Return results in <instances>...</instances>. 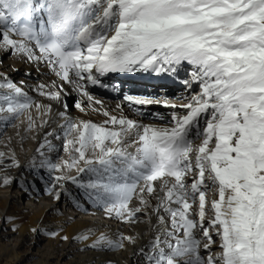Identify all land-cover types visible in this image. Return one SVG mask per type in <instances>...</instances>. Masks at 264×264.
I'll use <instances>...</instances> for the list:
<instances>
[{
  "label": "snow or ice",
  "instance_id": "1",
  "mask_svg": "<svg viewBox=\"0 0 264 264\" xmlns=\"http://www.w3.org/2000/svg\"><path fill=\"white\" fill-rule=\"evenodd\" d=\"M0 53L61 81L34 86L45 104L0 71V124L27 113L26 131H40L53 104L63 108L62 134H43L39 159L22 164L0 151V167H26L57 201L75 185L122 223L155 216L154 236L140 250L145 264H264V0H0ZM125 73L168 75L191 93L180 104L125 93L137 116L146 115L140 106L161 103L184 114L158 125L128 117L121 103L110 112L89 89H108L103 78ZM73 93L77 110L106 119L73 120ZM49 137L63 140L68 158L50 155L57 146ZM14 180L0 175L3 186ZM125 242L135 238L101 234L87 247L119 250Z\"/></svg>",
  "mask_w": 264,
  "mask_h": 264
},
{
  "label": "bare ground",
  "instance_id": "2",
  "mask_svg": "<svg viewBox=\"0 0 264 264\" xmlns=\"http://www.w3.org/2000/svg\"><path fill=\"white\" fill-rule=\"evenodd\" d=\"M15 68L17 71H13ZM0 71L7 72L9 76L19 84L24 81V91L41 103H50L44 97L37 95L32 89L43 81L50 83L55 80L57 84L61 81L55 77L48 69L41 65L40 75H37L36 66L25 62L23 58L13 57L11 54L0 53ZM31 73V75H26ZM123 80L120 81L122 74H109L103 78V82L110 85L108 89L99 87H90L89 91L98 99L104 102L105 107L116 113L117 103H121L125 115L132 119L141 120L143 123H155L164 125L171 121L173 111L178 114H184L182 109H172L165 107L163 103L158 104L157 108L151 110L141 109L146 113L145 116H137L128 102L123 100L124 91H131L133 87H144L147 92H155L159 95L161 101H168L180 104L186 103L183 97L190 96L191 93L185 91L183 84L168 75H156L150 73H125ZM133 76V77H132ZM181 79H186L184 72L180 73ZM151 84V85H149ZM157 84V85H156ZM176 84L177 87L172 85ZM118 86V91L113 90ZM173 87V88H171ZM123 90V91H122ZM194 91H199L198 86H194ZM77 95L73 93L68 98L67 115L73 120H91L94 123H101L106 119L103 115L91 111L80 112L73 105ZM87 107V103L85 104ZM63 108L59 104H53V110L50 122L47 127L40 131H26L27 113L12 119L10 122L0 124V151L6 155L12 153L26 164L33 156L39 159L36 148L44 139V133L56 130L62 134L59 125L63 120L56 115ZM149 114H159L163 119H157ZM31 115L39 124L38 113L33 107ZM204 121H201V127ZM57 146V151L50 155L55 160L68 158V153L64 151L63 140H56L49 137ZM196 143H199L196 140ZM46 151V150H45ZM9 163V161H5ZM72 174H75L74 172ZM0 175H10L15 178L9 186L0 184V255L7 258V262L18 261L19 264H145V259L141 255V249L145 248L149 240L154 236L152 231L156 224L155 216L149 217L143 213L139 216V223H122L117 218H108L103 207H97L83 199L82 192L75 185H66V190L60 200L53 199L45 191V184L40 181L33 182L32 176L26 167L2 168ZM214 198L212 196L209 197ZM79 200L83 207H77L76 201ZM25 202L23 205L21 202ZM155 205V199L152 200ZM138 202L134 201L133 206ZM38 231L33 233L32 228ZM42 229V230H41ZM50 231L59 232L60 236L67 235L68 240H62L59 237L53 238L47 235ZM101 234L109 238L116 239L118 235H131L135 238V243L125 242L126 247L119 250H102L87 247L97 240ZM88 235L87 240H81L77 237ZM216 239V246L213 252L220 251L219 238Z\"/></svg>",
  "mask_w": 264,
  "mask_h": 264
},
{
  "label": "rangeland",
  "instance_id": "3",
  "mask_svg": "<svg viewBox=\"0 0 264 264\" xmlns=\"http://www.w3.org/2000/svg\"><path fill=\"white\" fill-rule=\"evenodd\" d=\"M125 75H128L129 77H131V75H129V74H122V75H120V81L123 83V84H128L127 82L128 81H126V80H123V77L125 76ZM133 77V76H132ZM149 85H151V84H149ZM157 85V84H156ZM173 87H177V85L176 84H173L172 85ZM173 87H171V88H173ZM23 205H25L26 203L25 202H21ZM18 261H11V262H7V258L6 257H4L3 255H0V264H19V263H17Z\"/></svg>",
  "mask_w": 264,
  "mask_h": 264
}]
</instances>
